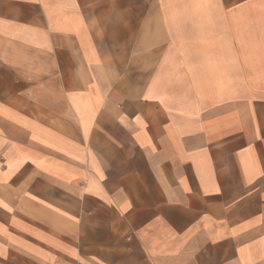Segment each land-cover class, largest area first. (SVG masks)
<instances>
[{"label": "crops", "instance_id": "crops-1", "mask_svg": "<svg viewBox=\"0 0 264 264\" xmlns=\"http://www.w3.org/2000/svg\"><path fill=\"white\" fill-rule=\"evenodd\" d=\"M0 264H264V0H0Z\"/></svg>", "mask_w": 264, "mask_h": 264}]
</instances>
